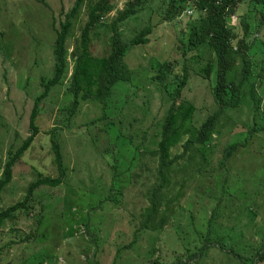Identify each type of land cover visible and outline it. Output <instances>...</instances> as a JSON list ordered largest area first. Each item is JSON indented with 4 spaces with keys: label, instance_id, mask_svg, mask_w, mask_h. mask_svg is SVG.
<instances>
[{
    "label": "rangeland",
    "instance_id": "rangeland-1",
    "mask_svg": "<svg viewBox=\"0 0 264 264\" xmlns=\"http://www.w3.org/2000/svg\"><path fill=\"white\" fill-rule=\"evenodd\" d=\"M165 1L145 0L142 10L118 25L123 41L148 25L152 27L148 43L129 48L124 58L136 86L127 92L118 89L104 114L95 102L81 103L68 122L70 54L87 20L85 8L79 11L65 42L66 71L39 102L40 132L13 166L11 182L0 192V210L21 201L27 186L39 177H58L50 149L51 129L58 134L64 179L56 187L36 189L29 203L31 210L16 212L6 221L0 230V264H169L184 253L175 241L173 224H187L189 214L194 220V232L187 225L179 230L186 237L185 249L197 251L203 246L200 238L212 220L214 234H221L222 239L236 232L235 237L225 239V246L251 264L264 236V184L260 182L264 179V131H251L253 116L248 110L253 104L246 86L242 88L246 103L229 112L228 123L218 127L214 140L204 147L209 153L206 165L199 148L190 146L163 170L165 181L148 220L149 228L161 226L162 230L140 227L151 211V189L160 182L155 143L169 106L165 94L149 83L146 70L156 63L178 59L175 72L184 65L189 74L181 98L195 106L194 125L198 127L215 109L210 83L195 75L205 61L192 62L190 54L183 60L178 51V38L197 16L185 11L173 22L165 23ZM111 2L114 7L105 16L106 24L91 35L93 56L108 50V26L133 0ZM73 3L74 0H0V178L10 154L29 135L33 100L42 92L41 84L53 75L54 27ZM247 5L248 0L239 6L230 26L239 32L238 22L243 16L251 25L246 41L259 53L254 54L256 73L264 55L256 46L260 34L255 32V15ZM256 90L263 98L257 119L263 127L264 82ZM234 143L237 150L220 169L218 161L227 146ZM181 149L178 144L171 154L180 155ZM221 207L229 221L216 217L222 214ZM204 252L198 262L192 259L186 264H241L227 250L210 247Z\"/></svg>",
    "mask_w": 264,
    "mask_h": 264
},
{
    "label": "trees",
    "instance_id": "trees-1",
    "mask_svg": "<svg viewBox=\"0 0 264 264\" xmlns=\"http://www.w3.org/2000/svg\"><path fill=\"white\" fill-rule=\"evenodd\" d=\"M245 1H165L166 7L162 14V21L165 23L173 22L177 17L179 18L184 14L185 11H189L190 15L193 13V16H197L194 21L188 23L187 30L181 33L182 37L178 38V51L183 60L187 59V55L190 54L192 62L199 63L202 60L205 61L204 65L198 69L195 75L200 76L210 83L209 86L211 85V87L209 89L215 109L198 127L194 125L193 117L196 110L195 106L181 98L182 91L187 85L189 74L184 65L181 71L175 72V67L178 64L176 60L178 59L173 58L174 60L171 59L162 63H156L151 66V69L146 70L149 83L154 85L157 91L165 94L164 97L169 101V106L162 120L159 140L155 143V152L160 159V166L157 172L160 182L158 187L151 189V211L147 214L145 221L140 222V227L144 230H162L161 226L155 227L154 229L149 228L148 220L156 209L155 199L159 198L165 181L163 170L180 159L185 150L190 146L199 148L201 158L204 165H206L205 159H208L209 153L204 147L214 140L213 136L217 134V128L228 123L230 118L229 112L238 110L244 104L243 102H245L244 99L246 96V93L242 90L244 86L248 88L247 94H249V100L253 104L248 110L253 116L251 131H264V125L262 127L257 121L259 119V106L263 98L261 94H257L256 90V87L259 89L264 82V61L259 65V69L255 73L256 65L254 63V54L259 55V53L254 52L256 50H252V45L246 41L251 34V25L245 20V16L239 19V32L235 33V27L230 26L231 17L235 15L239 6ZM144 4L145 0H133L110 23L108 28L111 34L107 45L108 50L101 56H93L90 52L91 35L97 27L106 24L105 16L114 7L111 0H74L72 7L64 13L62 21L54 27L55 39L52 44V56L54 59L53 75L49 79L43 80L44 82L41 84L43 87L42 92L33 100L28 120L29 135L23 140L15 152L10 154L2 168L0 192L10 184L13 166L31 146L35 137L40 132L37 125V117L39 115L38 105L39 102L47 97L49 90L60 82L61 77L66 71L67 51L65 42L73 22L75 23L78 19L79 11L83 7L85 8L87 20L81 30L78 44L70 54L72 65L71 74L67 83V91L71 96V100L66 109L68 122L76 113L81 103L89 101L95 102L100 105V110L104 114V111L107 112L106 110L109 106L110 99H112V96H115L118 89H123L124 92H127L130 87L136 86L135 77L134 79L132 78V72L125 63L124 58L129 48L148 43V35L152 31V27L148 25L128 41H123L118 30V25L129 16H133L142 10ZM248 6V10L255 15V32H259L260 34L259 38L256 35V38H258L257 41L259 42H257L256 46H260L259 49L262 50L264 55V0H248ZM159 15L161 16L160 13ZM202 50L207 52L208 55L205 56ZM172 60L173 62H171ZM237 78H239V81H237ZM118 100L120 101V98ZM116 106L121 105L117 103ZM112 108L116 109V107ZM129 139L132 138L129 137ZM49 142L53 154V161L58 169V177H39L27 186L25 197L21 201L6 209L0 210V230L6 221L13 218L16 212L24 210L28 213L31 210L29 203L36 189L41 186L56 187L63 181V159L56 129L50 130ZM178 144L182 148L180 151L182 154L173 156L171 151ZM236 150L237 143L227 146L225 154L218 161L220 169L224 168V162ZM205 169L208 170V167H205ZM209 171L213 173L214 169ZM215 179H219V177L216 176ZM226 181L227 179L225 178L223 182L226 183ZM260 182L264 184V179ZM256 185L259 188V185ZM256 185L254 186L256 187ZM262 189L264 190V187ZM113 198H115V195H113ZM221 211L222 214L219 213L216 217L220 219L227 218L225 209L221 207ZM189 218L191 220L188 219L187 224L184 225H187L194 232V220H192L191 214H189ZM227 220L229 221L228 218ZM184 225L180 222L173 224L175 228V241L183 248L184 253L183 255H176L173 262L169 264H186L192 261V259H194L192 261L193 263H195V260L198 262L200 257L205 254V249L210 247L218 250H227V253L233 254L241 264H246L244 262L245 259L241 255L229 250L225 246V239L235 237L236 232L231 231L227 238L222 239L223 236L221 234H214V224L210 220L206 225V234L200 238L203 246L197 251H190L183 246L186 237H183V233L179 231L182 230ZM220 228L225 227L220 226ZM142 229L139 231H143ZM158 263L157 261L154 262V264ZM251 264H264V236L259 250L254 255V259H251Z\"/></svg>",
    "mask_w": 264,
    "mask_h": 264
},
{
    "label": "clouds",
    "instance_id": "clouds-1",
    "mask_svg": "<svg viewBox=\"0 0 264 264\" xmlns=\"http://www.w3.org/2000/svg\"><path fill=\"white\" fill-rule=\"evenodd\" d=\"M187 12H189V11H187Z\"/></svg>",
    "mask_w": 264,
    "mask_h": 264
},
{
    "label": "built area",
    "instance_id": "built-area-1",
    "mask_svg": "<svg viewBox=\"0 0 264 264\" xmlns=\"http://www.w3.org/2000/svg\"><path fill=\"white\" fill-rule=\"evenodd\" d=\"M189 13V12H188Z\"/></svg>",
    "mask_w": 264,
    "mask_h": 264
}]
</instances>
